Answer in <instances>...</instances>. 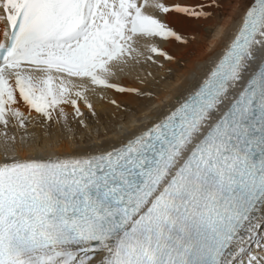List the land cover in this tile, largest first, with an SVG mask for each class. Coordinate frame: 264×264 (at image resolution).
Returning a JSON list of instances; mask_svg holds the SVG:
<instances>
[{
	"label": "snow or ice",
	"instance_id": "snow-or-ice-1",
	"mask_svg": "<svg viewBox=\"0 0 264 264\" xmlns=\"http://www.w3.org/2000/svg\"><path fill=\"white\" fill-rule=\"evenodd\" d=\"M216 7L0 0V264H240L264 229V0H244L207 70L150 127L107 144L73 134L47 156L29 131L70 128V106L91 137L90 92L151 98L121 74L174 61L158 41L187 46ZM257 248L247 264H264Z\"/></svg>",
	"mask_w": 264,
	"mask_h": 264
},
{
	"label": "bare ground",
	"instance_id": "bare-ground-1",
	"mask_svg": "<svg viewBox=\"0 0 264 264\" xmlns=\"http://www.w3.org/2000/svg\"><path fill=\"white\" fill-rule=\"evenodd\" d=\"M251 2L252 0H248V3ZM217 4L218 7L210 9L213 13L210 18L190 23L187 34L190 38L194 36L195 40L190 39L187 46L158 41L160 47L176 57L174 61H161L163 67L159 64L144 62L135 66L130 73L121 74L120 82L128 87H139L151 91L153 93L151 98H137L114 90L90 92L89 100L97 117L93 118L83 103L80 107L92 129V136L89 137L88 130L82 128L77 120L71 119L72 109L70 106L66 107L70 116V128L53 125L47 130V135L40 127L29 128L30 132L40 137L41 144L45 146L38 155L47 156L51 152L69 151L73 143V134L79 142L96 139L98 132L99 139L107 144L115 141L120 133H133L150 127L155 118L163 116L167 107L174 106L173 101L189 89L207 70L206 62L219 52L237 27L244 0H217ZM148 73L151 75L147 76ZM137 76L141 78L147 76L146 82L141 83L136 79ZM112 99L121 105L120 109L110 103ZM21 110L29 114L23 104H21ZM37 115L33 111L30 118ZM30 155L34 153L28 150L19 153L21 158ZM262 238L264 240V229H261L253 242L247 245V252L240 257V264H247L248 253L259 251L257 244Z\"/></svg>",
	"mask_w": 264,
	"mask_h": 264
},
{
	"label": "rangeland",
	"instance_id": "rangeland-1",
	"mask_svg": "<svg viewBox=\"0 0 264 264\" xmlns=\"http://www.w3.org/2000/svg\"><path fill=\"white\" fill-rule=\"evenodd\" d=\"M70 125V124H69ZM72 127V126H71ZM260 231V230H259ZM263 231V230H262ZM264 243V240H263V238L261 239V241L259 242V243ZM253 253V252H252Z\"/></svg>",
	"mask_w": 264,
	"mask_h": 264
}]
</instances>
